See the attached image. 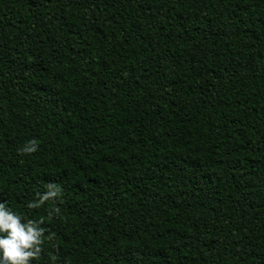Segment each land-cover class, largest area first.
<instances>
[{"label":"trees","instance_id":"1","mask_svg":"<svg viewBox=\"0 0 264 264\" xmlns=\"http://www.w3.org/2000/svg\"><path fill=\"white\" fill-rule=\"evenodd\" d=\"M0 202L33 264H264V0H0Z\"/></svg>","mask_w":264,"mask_h":264},{"label":"clouds","instance_id":"2","mask_svg":"<svg viewBox=\"0 0 264 264\" xmlns=\"http://www.w3.org/2000/svg\"><path fill=\"white\" fill-rule=\"evenodd\" d=\"M20 151L25 154L36 152L37 142L27 141ZM60 191L59 186L48 184L44 193L27 203V208H41L46 202L58 198ZM56 212L58 209L49 210L48 218L51 219ZM42 223V220L25 219L9 208L6 202H0V264H33L38 261L42 246L52 239L51 234L45 237V230L40 226Z\"/></svg>","mask_w":264,"mask_h":264}]
</instances>
